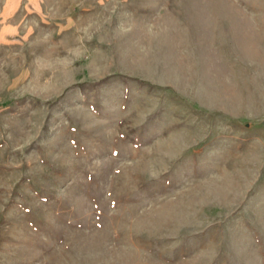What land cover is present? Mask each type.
<instances>
[{
  "label": "rangeland",
  "instance_id": "obj_1",
  "mask_svg": "<svg viewBox=\"0 0 264 264\" xmlns=\"http://www.w3.org/2000/svg\"><path fill=\"white\" fill-rule=\"evenodd\" d=\"M0 264H264V0H0Z\"/></svg>",
  "mask_w": 264,
  "mask_h": 264
}]
</instances>
